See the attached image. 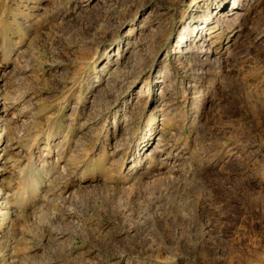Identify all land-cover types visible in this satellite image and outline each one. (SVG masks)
Wrapping results in <instances>:
<instances>
[{
	"label": "rangeland",
	"instance_id": "rangeland-1",
	"mask_svg": "<svg viewBox=\"0 0 264 264\" xmlns=\"http://www.w3.org/2000/svg\"><path fill=\"white\" fill-rule=\"evenodd\" d=\"M0 99V264H264V0H0Z\"/></svg>",
	"mask_w": 264,
	"mask_h": 264
},
{
	"label": "bare ground",
	"instance_id": "bare-ground-1",
	"mask_svg": "<svg viewBox=\"0 0 264 264\" xmlns=\"http://www.w3.org/2000/svg\"><path fill=\"white\" fill-rule=\"evenodd\" d=\"M222 10V8H220L219 10L217 9L215 12H216V15H217V19L218 18H224V17H226V18H228V17H232L233 15L234 16H237L239 13H237V14H234L233 12H222L221 11ZM222 13H221V12ZM200 35L202 36V32L200 33ZM3 100L2 99H0V166H2L1 164H2V162H5V158H4V155L2 154V152H1V149H3V145L5 144L4 142H5V134H6V130H7V128H6V122L8 121V116H9V109H8V106H7V104L5 105H3V102H2ZM17 102V101H16ZM5 103H7L6 101H5ZM1 104L3 105V106H1ZM13 114V113H12ZM13 116H14V114H13ZM11 122V121H10ZM160 138V137H159ZM4 151V150H3ZM153 151V150H152ZM5 159V160H4ZM4 164V163H3ZM2 174V171H1V169H0V175ZM0 192H2V190H1V188H0ZM4 192V191H3ZM2 195V194H1ZM6 195V194H5ZM4 195V196H5ZM6 197V196H5ZM6 199V198H5ZM9 203V202H8ZM8 203H7V201L5 200V201H2L1 202V196H0V216H2V218L4 217H8V219H9V211H8V209H10V207L8 206L7 207V205H8ZM7 209V210H6ZM10 211H12V210H10ZM10 216H11V214H10ZM11 218V217H10ZM6 219V218H5ZM4 219H2V221H3ZM4 222V221H3ZM1 223V222H0ZM3 227V225H0V228H2Z\"/></svg>",
	"mask_w": 264,
	"mask_h": 264
}]
</instances>
